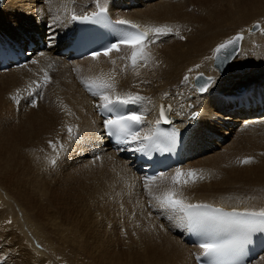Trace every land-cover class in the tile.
I'll return each instance as SVG.
<instances>
[{"label":"bare ground","instance_id":"bare-ground-1","mask_svg":"<svg viewBox=\"0 0 264 264\" xmlns=\"http://www.w3.org/2000/svg\"><path fill=\"white\" fill-rule=\"evenodd\" d=\"M3 1L0 39L25 43L34 37L46 40L45 50L29 63L20 69L0 72L3 84L23 103H27L28 94H35L40 106L43 100L59 105L60 117L54 118L56 126H47L43 113L35 118V113L30 112L23 123L0 120V183L6 190V194L0 195L12 209H0V264H41L42 252L51 247L55 256L52 258L62 257L67 264H194L193 254L200 251L180 237L179 217L174 214L178 212L159 207L154 196L174 189L185 204H210L236 211L264 209V201L257 196L237 190L240 185H251L252 179L264 181V160L259 157L264 143L248 132L264 126V115L239 119L232 113L233 106H229L250 92L255 93L258 102H264V38L259 34H245L242 53L229 64L224 76L217 77L209 65L208 54L212 42L226 31L221 25L223 20H232L231 16L196 17L195 23L193 17L175 11L178 0H155L152 5V0H100L117 20L129 21L143 31L161 26L171 29L166 35L152 36L155 43L147 46L150 50L146 60H138L133 70L136 76L120 80L118 69L126 64L118 53L131 54L125 46L108 56L70 62L55 53L68 40L70 18L95 11L94 0ZM131 4L135 7L130 8ZM242 4L237 11L241 22L230 23L235 32L243 23L264 20V0H246ZM48 69L54 71L50 83L45 84L43 77L49 75ZM201 73L215 78L206 92L190 87L193 76ZM185 76L189 77L187 81ZM101 81L114 85V90L107 89L113 99L125 94L144 98L129 103L130 112L144 118L141 137L150 136L160 125L156 123L160 119L159 105L171 106L170 116L185 131L187 152L194 156L178 167L184 173L180 184L173 183L174 169L173 173L146 182L145 190L141 187L145 184L126 161L109 151L101 136L103 121L95 111L102 101L82 90L86 84ZM37 83L43 85L42 91V87L37 89ZM181 85L184 87L179 88ZM1 94L0 118L10 115L23 120V113L16 116L7 107L10 97ZM189 104L192 108H188ZM193 111L199 114L194 119L190 118ZM68 128H72L71 134ZM244 133L246 138H242ZM223 141L226 144L220 147ZM132 149L129 146L128 150ZM213 150L218 152L211 153ZM237 154L235 162L240 156V161L253 157L262 162L263 168L256 172L257 167L252 174L248 169L246 176L235 177L238 171L229 163ZM52 160L60 163L62 171H56L52 182L47 183L43 174L54 167ZM189 171L195 173L194 181L187 176ZM185 179L187 184L183 183ZM156 183H161L157 190L152 187ZM62 184L64 193L68 191L74 201L67 203L49 189ZM75 185L80 188L77 190ZM38 238L50 242L44 244ZM37 243H41L43 251L37 249ZM252 264H264V253Z\"/></svg>","mask_w":264,"mask_h":264},{"label":"snow or ice","instance_id":"snow-or-ice-1","mask_svg":"<svg viewBox=\"0 0 264 264\" xmlns=\"http://www.w3.org/2000/svg\"><path fill=\"white\" fill-rule=\"evenodd\" d=\"M96 5V11H93L90 15L84 14L81 16L73 15V20H81V21H91L94 23H102L106 19L107 8L102 6L100 0H94ZM118 24L121 25H129V21L120 20L117 21ZM130 27L133 29L132 31H123L116 39L115 42L109 43L103 48V55L108 56L113 51L119 52L121 50V46H125L131 49L130 57H121V59H130L131 64L135 67L139 61L146 60V48L149 44L155 43L152 39V36L166 35L171 31L167 26L161 27H153L150 30L140 31L139 26L135 24H130ZM184 37H181L183 39ZM243 36L241 34H237L231 37L228 40H225L223 43L217 45L214 49L216 54V59L220 58L221 53H227L230 48H234L239 41L243 40ZM101 55V52L94 51L92 53L93 58H96ZM36 63V61H33ZM115 63V61H113ZM200 65H196V68H199ZM192 71V69H189ZM203 78V73L197 76V80ZM189 79L188 76L184 77V80L187 81ZM48 82V77L45 75L44 83ZM212 82V77H208V81L205 84L199 86L200 92L208 91L209 84ZM89 91H92L95 88V91H92L94 96H97L102 103L98 104V108H103L105 111L111 113L113 111H118L115 108L116 105H126L129 103H133L139 100L144 99L139 95L125 94V96L121 97L117 95L115 99L111 95L108 94L107 89H113L114 85L108 83L106 81H101L99 83L93 82L92 84H86ZM43 87V85L37 83V89ZM39 92L37 91V95ZM13 100H16V97H12ZM18 102V101H17ZM35 101H33V107H35ZM168 111H171L169 106ZM193 117L199 115L195 111L191 113ZM160 119H164L165 122H169L165 118V109L164 106H161L160 109ZM160 119L156 121L157 124L160 123ZM144 123V118L141 114L137 112H129L127 114L117 115L114 118H108L103 121L105 129L108 130L109 135H116L121 139V142L124 143H137L140 145L141 150H145L147 148L156 145L159 148V144L157 141L160 136H164L165 140L161 141L165 143V145L174 144L177 138V132L173 131L171 134H159L157 137L144 135L141 137L140 129L137 128V125H141ZM68 133H72V128H68ZM55 150V145L52 142H49ZM63 146L61 145V148ZM53 164L56 163L55 160L51 161ZM250 160H245L244 163H249ZM184 176V173L181 172L180 169L176 170V174L173 177L174 184H180L181 178ZM187 176L191 178L193 181L196 176L195 173L189 171ZM202 178V177H201ZM154 179V178H152ZM184 184L188 183V180H183ZM145 188H148V185L145 184ZM151 196L152 193L149 192ZM158 206L165 210H173L177 212H182L184 215L180 217L182 221L186 222L187 227H203L205 229L213 228L218 231H222L228 233V237L224 239H215V238H205L200 240L198 243V247L202 249V256L206 258H210L213 260H226L233 257L241 246V243L244 239L247 238L248 234L257 230H264V209L259 211H245V212H223L220 209H215L213 212H202L201 209H207L210 206L208 205H192L185 204L182 199L177 198V192L174 189H169L165 191L160 196L153 197ZM236 233L238 235H233ZM197 259H200L197 256Z\"/></svg>","mask_w":264,"mask_h":264},{"label":"rangeland","instance_id":"rangeland-1","mask_svg":"<svg viewBox=\"0 0 264 264\" xmlns=\"http://www.w3.org/2000/svg\"><path fill=\"white\" fill-rule=\"evenodd\" d=\"M155 0H152V3H151V5L152 4H154V3H156L158 0H156V2H154ZM236 1V2H235ZM246 0H191V2H190V0H178L177 2H176V4H177V6H179V7H177L176 6V4H175V6H174V9H175V11H177V13H179L181 16H189V17H193V21L196 23L197 21H196V17H207V16H209V15H212L213 17H215V16H218V15H222L223 16V18L225 19V17H229V16H231V18H232V20L230 21L229 19L227 20V19H225V21L223 20V22H222V26H223V28H224V33L223 34H221L220 35V38H219V36L216 38V40H214L213 42H212V44H211V46H210V50H209V54H208V62H210V64L209 65H211L210 67H211V70H214L213 68H212V57H213V54H214V49L217 47V45H219V44H221V43H223L225 40H228V39H230L233 35H235V34H237V33H242L244 36H245V34L246 35H249L250 34V32H249V30L251 29V26H252V24L253 23H255V22H258V23H260L261 24V26H262V29L264 28L263 27V25H264V20L263 19H257V20H253V21H250V22H247V23H243V25H242V27L240 26V30H238L237 29V31L235 32V29H231V28H233L232 26H231V22H232V24L234 23V22H236L237 21V24L238 23H240L241 22V15H240V13H238L237 11H238V9H239V7L241 6V5H243L242 3H244ZM4 2V1H3ZM3 2H2V4H3ZM150 2V0L148 1V3ZM209 4H208V3ZM233 3V5H232V3ZM198 3V4H197ZM202 3H203V5H202ZM195 4H196V6H195ZM234 4H235V6H234ZM150 5V4H149ZM183 5V6H182ZM191 5V6H190ZM121 7V6H120ZM135 6L134 5H132L131 4V6H130V8H134ZM233 8V9H232ZM120 9V11H123V7H121V8H119ZM193 14V15H192ZM191 15V16H190ZM196 15V16H195ZM200 15V16H199ZM235 17H237L238 19L236 20V18ZM241 19V20H240ZM227 20V21H226ZM235 20V21H234ZM227 22H229V24L227 23ZM257 24V23H256ZM191 26H193V24H191ZM247 26V27H246ZM227 27H228V29H231V30H227ZM244 27V28H243ZM231 31V32H230ZM226 33V34H225ZM257 34H259L262 38H264L263 36H264V29L263 30H259V32H257V33H253V34H250V35H257ZM223 35V36H222ZM225 35V36H224ZM222 36V37H221ZM246 37V36H245ZM244 37V38H245ZM244 40V39H243ZM242 43H243V41H242ZM150 50V48H147L145 51H146V54L148 55L149 53H148V51ZM242 51H243V46H242V44H241V50H240V52H239V54L238 55H240L241 53H242ZM238 55H237V57H238ZM118 56H119V58H121V57H130V55L129 54H127L126 52H123V51H121V52H119L118 53ZM236 57V58H237ZM125 60V64L126 65H124V66H121L118 70H119V78H120V80L122 79V80H127L128 78H133V77H135L136 76V73H135V71H133L134 69H135V67H133L132 66V64H131V61H129L128 59H124ZM233 63V62H232ZM231 63V64H232ZM230 64V65H231ZM230 65H229V67H230ZM133 71V72H132ZM214 72L216 73V75H217V77H218V74H217V72L214 70ZM228 73H229V69H228ZM197 75V74H196ZM204 75V74H203ZM207 76V75H206ZM194 77V76H193ZM193 79V78H192ZM213 79H215V78H213ZM119 80V81H120ZM134 80V79H133ZM133 80H131V81H129V82H132ZM4 83V81H3V79H1V77H0V94L4 97V98H6V97H10V99H9V101H7V107L9 106V108H10V110H11V112L13 113V114H15L16 116L18 115V114H22L23 113V115H24V119L23 120H17V119H15V117L13 118L12 116H10V115H8V116H2V117H4V119H2V117L0 118V120L1 121H3V122H5V120L7 121V122H9V123H13L14 122V124H16V123H18V122H20V123H23V122H25L26 121V119H27V117H28V114H30V112H33V113H35V118H36V116L39 114V113H43L44 114V116H46V125L48 126V124H53V125H55L56 126V122L57 121H55L54 120V118L55 117H57V118H59L60 116V111H59V105H56V104H51V103H49V102H47V101H44L43 100V102H42V106H40L41 104H38V101L36 100L35 101V104H36V106L35 107H33V101L31 102V105H28L27 103H23V101L24 100H22V99H20V100H18V98H16V100H13L12 99V97H14V93H13V95L9 92V90H10V88H9V90H8V88L6 87V85L5 84H3ZM50 83V82H49ZM49 83H47V84H49ZM213 84V83H212ZM211 84V85H212ZM45 85V84H44ZM210 85V86H211ZM182 86L184 87V85H181V86H179V88H182ZM209 86V87H210ZM190 87H193V85H192V82L190 83ZM3 88V89H2ZM44 88L42 87L40 90L42 91ZM197 92V91H196ZM197 93H199V92H197ZM199 94H201V93H199ZM17 100L19 101V102H17ZM22 102V103H21ZM12 107V108H11ZM44 109H46V110H44ZM52 114V115H51ZM11 119H14V120H12V121H10ZM45 119V118H44ZM44 119L42 118L41 119V121H44ZM9 120V121H8ZM54 120V122H52ZM40 121V120H39ZM41 121H40V123H41ZM6 122V123H7ZM45 122V121H44ZM55 126L53 127V128H55ZM52 128V129H53ZM239 132H243V130L242 131H239ZM248 132H250L255 138H257V139H259V140H261L263 143H264V126H262L260 129H258V130H255V131H248ZM242 138H246V134L244 133L243 135H242ZM226 144V142L225 141H223L222 143H221V145H220V147H222L223 145H225ZM218 152V150H213L211 153H216V152ZM242 151V150H241ZM240 151V152H241ZM240 152H238V154L240 153ZM264 152H260L259 153V157H261L262 159L261 160H264V157H262L264 154H263ZM236 155V156H234V158L235 159H233L234 161H232V162H230L229 164L230 165H232L235 169H236V171H238L237 173H239V174H237V173H234L235 174V177H242V176H246L245 174H246V172L248 171V169L250 170V174H252V173H254V171H256V170H254V169H256L257 167L259 168H257L258 169V171H256V172H259L260 171V169H262L263 167H264V164H263V167L261 168V166H262V162L261 161H258V162H256V161H254V159H253V157L251 158L250 157V159H248V158H246L247 160H250V163L252 164V165H256L255 167L254 166H252L250 163H244V161L246 160V159H243V160H241L240 161V159H241V156L238 158V161L237 162H235L236 161V159H237V157L240 155ZM263 154V155H262ZM95 156V155H94ZM202 157V156H201ZM57 163H59V162H56L55 163V165H54V167L52 168V169H49V171H46L43 175H46V177L48 178V180H46L45 182H47V183H49V182H52L51 180H52V175L53 174H55L56 173V171H62V169H61V165H60V163L59 164H57ZM255 163V164H254ZM261 163V165H259ZM263 163H264V161H263ZM57 164V165H56ZM244 168H243V167ZM250 166V167H249ZM51 167H52V165H51ZM239 167V168H238ZM249 167V168H248ZM237 168H238V170H237ZM242 169V170H241ZM243 169H245V170H243ZM234 170V169H233ZM240 171H241V173H240ZM243 171V172H242ZM255 172V173H256ZM176 174V173H175ZM239 175V176H238ZM46 178V179H47ZM70 178L72 179V180H77V178L75 177V176H70ZM252 178H254V176H252ZM56 180H60V178L58 179V178H56ZM250 180V179H249ZM253 182H255V183H253ZM161 185V183H156V184H154L152 187H153V189H155V190H157L158 189V186H160ZM257 185V186H256ZM75 186H77V190L80 188V186H78V185H75ZM240 186H242V187H240ZM240 186H238V188H241V189H237L239 192H241V193H243V194H253V195H255V196H257L259 199H260V201H264V181L263 182H261V181H259V180H254V179H252V184L251 185H245V184H243V185H240ZM243 186H245V187H243ZM259 186V187H258ZM142 188H144L145 190H147L146 188H145V185H142L141 186ZM2 188H4V186L2 185V187H1V183H0V194H6V190H5V188L4 189H2ZM52 188H53V190H52ZM263 188V189H262ZM2 189V190H1ZM49 189L51 190V192L54 194V196L56 197H59V198H63V199H65L66 200V202L67 203H69V201L70 202H72V201H74V198H72L71 197V195H70V197H69V193H68V191H66L65 193H64V190H66L65 188H64V185L62 184L61 186H57V185H54V186H52V187H49ZM257 191H256V190ZM5 190V191H4ZM261 190H263V191H261ZM144 191V190H143ZM246 191V192H245ZM247 191H249V192H247ZM251 191V192H250ZM258 191H260V192H258ZM245 192V193H244ZM262 193V194H261ZM145 194H148V192L146 191L145 192ZM249 194V195H250ZM1 197H0V202L2 203H4V201H6L5 200V198H4V196L3 195H0ZM4 199V200H3ZM3 200V201H2ZM0 203V205H2ZM5 204V205H4ZM3 205L5 206H1L0 207V209H2V207H3V209L5 210V211H12V209H11V206L9 205V204H6V202L4 203ZM9 209V210H8ZM147 209L148 210H150V205L147 203ZM13 211H15L16 212V209L13 207ZM158 222H160L161 221V218L159 217L158 219ZM43 230V229H42ZM124 237H126L127 238V235H123ZM43 238V237H42ZM38 239H40V238H38ZM44 239V238H43ZM43 239H40V241H41V243H44V244H46L48 241L50 242V240H48V241H46V240H43ZM41 243H37V249L38 250H41V251H43V246L41 245ZM51 244V243H50ZM35 246H36V244H35ZM35 246H34V248H35ZM49 247H51V246H49ZM52 248V247H51ZM51 248H49L48 250H46V252L45 251H43L42 253H43V257L41 256L42 255V253H41V257H42V260H41V264H47L48 262H50V264H52V262L54 261H57V262H55V264H67L65 261L63 262L62 260L63 259H61V258H57V259H59V260H55V259H53L52 257H55L54 256V250L53 249H51ZM50 250H53V252H52V254H51V251ZM46 254V255H45ZM48 254V255H47ZM53 255V256H52ZM45 256H47L46 258H45ZM51 257V258H50ZM44 258V259H43ZM48 258V259H47ZM48 260V262L46 261V260ZM51 259V260H50ZM45 261H46V263H45ZM63 262V263H59V262ZM40 262V261H39ZM40 264V263H39ZM49 264V263H48Z\"/></svg>","mask_w":264,"mask_h":264},{"label":"water","instance_id":"water-1","mask_svg":"<svg viewBox=\"0 0 264 264\" xmlns=\"http://www.w3.org/2000/svg\"><path fill=\"white\" fill-rule=\"evenodd\" d=\"M257 28H258V26L255 25L253 29L255 30ZM237 51H238V43L234 48H230L227 53H221L219 59H216V54H214L213 66L218 70L220 75L226 74L227 63L233 59V57L237 53ZM197 76H199V75H197ZM197 76L194 78V83H195V86L199 89V86L202 84H205L208 81V78H205L203 76L202 79L197 80Z\"/></svg>","mask_w":264,"mask_h":264}]
</instances>
